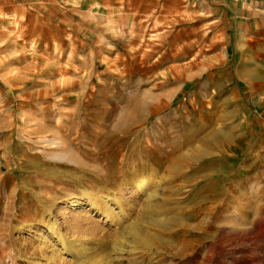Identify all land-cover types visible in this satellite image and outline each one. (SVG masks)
<instances>
[{"label":"rangeland","instance_id":"rangeland-1","mask_svg":"<svg viewBox=\"0 0 264 264\" xmlns=\"http://www.w3.org/2000/svg\"><path fill=\"white\" fill-rule=\"evenodd\" d=\"M0 264H264V0H0Z\"/></svg>","mask_w":264,"mask_h":264},{"label":"bare ground","instance_id":"bare-ground-1","mask_svg":"<svg viewBox=\"0 0 264 264\" xmlns=\"http://www.w3.org/2000/svg\"><path fill=\"white\" fill-rule=\"evenodd\" d=\"M54 138H57V137L55 136ZM54 138H53V139H54ZM44 139H45V138H44ZM57 139H58V138H57ZM57 139H56V140H57ZM53 141L55 142V140H53ZM49 142H50V141H49Z\"/></svg>","mask_w":264,"mask_h":264}]
</instances>
